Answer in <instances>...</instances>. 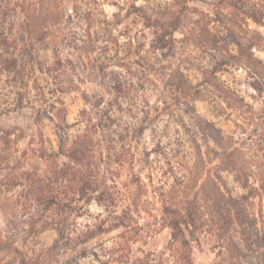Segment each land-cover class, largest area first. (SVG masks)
<instances>
[{
	"label": "rangeland",
	"instance_id": "rangeland-1",
	"mask_svg": "<svg viewBox=\"0 0 264 264\" xmlns=\"http://www.w3.org/2000/svg\"><path fill=\"white\" fill-rule=\"evenodd\" d=\"M5 1L14 6L24 0L0 3ZM28 1L36 4L46 43H57L69 80L61 93L52 77L36 71L28 106L6 113L3 108L15 99L8 91L13 73L6 69L0 77V129L13 131L1 147L10 164L0 163V264H181L166 207L184 212L189 201L200 219L194 264H264V192L247 201L256 219L250 252L234 226L222 229L225 218L232 222L224 205L241 188L234 173L222 171L228 164L221 163L233 151V169L257 188L264 183V98L251 96L247 60L234 43L253 44L250 52L264 62V25L220 0H117L118 26L119 8L103 0ZM250 1L264 10V0ZM132 5L167 18L186 7L187 25L175 33L173 50L150 49L154 29L139 14L127 15ZM111 39L116 43L106 44ZM34 53L45 66L54 62L49 48ZM223 58L230 64L215 72ZM252 65V76L264 78L261 67ZM114 72L124 76L122 94L113 89ZM105 114L115 124L107 127L111 122L105 119L104 129ZM81 136L87 137L101 176L131 207L133 226L75 251L59 244L52 252L56 231L40 232V222L35 230L28 225L36 210L25 197L24 174L44 176L49 166L42 153L53 155L62 138L71 142ZM170 166L184 177L174 194ZM91 210H98L96 204Z\"/></svg>",
	"mask_w": 264,
	"mask_h": 264
},
{
	"label": "trees",
	"instance_id": "trees-1",
	"mask_svg": "<svg viewBox=\"0 0 264 264\" xmlns=\"http://www.w3.org/2000/svg\"><path fill=\"white\" fill-rule=\"evenodd\" d=\"M103 1L119 8L120 11L114 17L116 26L120 25V3L117 0ZM221 1H229L231 6L248 20L258 25H264V10L250 0H220L219 2ZM11 2L0 3V77L6 69L10 74L13 73L11 75L13 76L12 83H10V90L8 91L15 94L12 106L3 108L6 113L24 109L28 106L30 102L29 80L36 71L52 77L56 91L61 93L68 86L69 80L67 72L62 71L64 62L57 43L53 45L46 43V33L40 23L41 16L37 17V9L33 8L36 4L33 5L32 2L24 0L22 3H16L13 6ZM185 9L186 7H183L179 14L167 18L161 11L149 14L144 8L132 5L127 15H131L133 12L139 14L142 16L146 27L154 29V37L149 44L152 51H171L175 48L177 42L175 33L181 31L187 25L184 20ZM39 11L40 14L43 13L42 10ZM75 12H80L78 7H75ZM86 16L87 19L91 20L90 14ZM113 42L111 39L106 44ZM234 43L238 46L240 55L246 57L247 60L246 65L251 75L249 81L251 96L253 98H264V78L253 77L251 71V66L254 64L256 68L261 67L264 72V62L255 58L250 52L254 47L253 44L244 46L242 43ZM41 48L51 50L54 60L51 65L45 66L35 56L34 52L41 50ZM229 64V60L223 58L214 67L215 72L221 71L222 67ZM111 78L114 91L117 94H122L125 90L123 83L126 84L123 74L114 72ZM207 81H211V79L208 78ZM215 86L219 89L222 87L218 82L215 83ZM228 93L231 94V97H236L234 91L229 90ZM42 98H44V95H42ZM244 100V98L239 99L241 102H244ZM105 119L111 122L106 123L107 127L115 124L114 118L109 114H105L103 120L100 121L102 128H104L103 121ZM209 126L214 128V125ZM12 135L13 131L0 129V163L9 161L6 164H10V160H7L4 155L5 148L1 147L2 141L6 143ZM86 138L81 136L71 142L62 138L59 143V152L53 155L44 152L40 156L42 162L47 163L49 166L44 176L32 171L24 174L26 182L24 185L25 197L32 206L30 210L33 208L36 210V214L29 218L28 225L31 230H35L40 222V232L56 231L58 234L56 245L48 249L52 252L59 244L65 248L66 252L75 251L102 235L119 229L128 230L133 226L131 207L122 201L120 193L115 191L106 178L101 176V169L95 163ZM232 156L233 151L227 153L226 157L221 159L223 165L228 164L222 171L234 173L235 181L240 183L241 193H237L235 196L230 195L227 199L224 206L227 207L230 214L229 221L232 222H228L225 218L222 229L226 228L228 230V225L234 226L241 236L243 245L248 251L253 252L255 250L253 230L256 219L251 217L247 201L251 197L261 194L262 191L264 192V183L261 184L260 188H257L250 184L248 178L244 179L240 176L239 172L233 169V165L229 163ZM21 164L20 162L17 163V165ZM179 170L174 166L169 168L170 174L175 178V183L170 188V192L173 194L184 178L179 175ZM17 184L16 181L13 182V186ZM93 204L98 207L96 212L91 210ZM197 210L193 201L187 202L184 212L173 208V206L166 207L168 212L167 224L172 230L173 242L178 246L181 264H194L192 243L196 239L200 227ZM81 219H87V222L82 226L78 223ZM137 234L135 233V235ZM3 244L4 241L0 237V251L3 249ZM97 258L99 257L97 256ZM67 264H72V262ZM75 264H78V262H75ZM139 264L148 263L141 260Z\"/></svg>",
	"mask_w": 264,
	"mask_h": 264
}]
</instances>
